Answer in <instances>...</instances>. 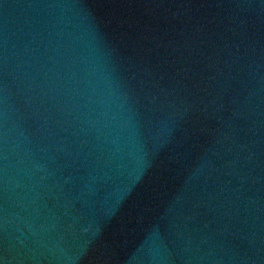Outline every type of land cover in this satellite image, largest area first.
<instances>
[{
	"label": "water",
	"instance_id": "95a60500",
	"mask_svg": "<svg viewBox=\"0 0 264 264\" xmlns=\"http://www.w3.org/2000/svg\"><path fill=\"white\" fill-rule=\"evenodd\" d=\"M0 264H264V0H0Z\"/></svg>",
	"mask_w": 264,
	"mask_h": 264
}]
</instances>
